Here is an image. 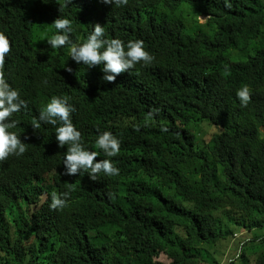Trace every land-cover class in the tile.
<instances>
[{
  "label": "trees",
  "instance_id": "trees-1",
  "mask_svg": "<svg viewBox=\"0 0 264 264\" xmlns=\"http://www.w3.org/2000/svg\"><path fill=\"white\" fill-rule=\"evenodd\" d=\"M227 4L0 0L12 49L5 79L27 104L9 130L27 151L0 161V264H220L217 248L242 232L229 264H264V0ZM59 16L71 20L73 42L99 23L104 38L125 48L142 40L154 59L107 83L103 64H77L70 45L47 43ZM244 86L246 107L236 95ZM53 96L70 98L82 145L119 175L64 174L59 121L32 127ZM204 124L216 130L208 142ZM104 131L120 141L117 156L96 146ZM70 188L67 206L51 209L52 193Z\"/></svg>",
  "mask_w": 264,
  "mask_h": 264
},
{
  "label": "clouds",
  "instance_id": "clouds-1",
  "mask_svg": "<svg viewBox=\"0 0 264 264\" xmlns=\"http://www.w3.org/2000/svg\"><path fill=\"white\" fill-rule=\"evenodd\" d=\"M105 4H115L117 6L127 5L128 0H103ZM226 6L230 7V4ZM56 32L47 39V43L53 48H61L70 45L69 57L77 64H83L89 68L103 64V81L114 84L116 77L133 68L137 63L143 62L145 65L152 63L154 57L145 50L142 40H129L126 48L119 38H104V27L96 23L93 30L83 43H76L70 39L72 32V22L64 17H57L52 22ZM11 44L8 37L0 32V161L6 160L10 155L19 156L27 151V145L22 142L20 137L10 129L17 126L18 121L10 118L14 113L26 108V102L21 99L18 90L10 86L5 79L4 65L5 57L11 52ZM65 70L71 72L72 69L65 66ZM242 107H246L250 102V90L244 86L236 93ZM69 97L53 96L46 104L45 108L39 113L38 121L32 124L33 129L40 128V121L57 125L55 137L58 146L67 145V150L63 158L65 175H77L82 169L90 170L88 175L93 181L97 179V174L103 172L106 176L119 175V168L115 167L110 159L97 160L99 155L96 151H89L81 143V133L77 130L71 120V114L76 109L71 105ZM149 113L144 122V126L149 125V120L154 112ZM139 130L140 125L134 126ZM166 126H161V131H167ZM96 146L103 151L106 157L117 156L120 152V141L109 131L99 134ZM72 189H68L60 194L53 192L51 195V209H63L67 206ZM237 236V235H236Z\"/></svg>",
  "mask_w": 264,
  "mask_h": 264
},
{
  "label": "rangeland",
  "instance_id": "rangeland-1",
  "mask_svg": "<svg viewBox=\"0 0 264 264\" xmlns=\"http://www.w3.org/2000/svg\"><path fill=\"white\" fill-rule=\"evenodd\" d=\"M206 18L202 17L200 18V23H205ZM252 54V52H251ZM237 56V54L233 55L232 52H229V58L234 59ZM246 54H240L239 57H244ZM199 131V138L205 140L208 142L211 137L216 133V130L208 127L206 124L201 125L200 128L198 129ZM256 226L259 227V224H256ZM247 235L246 232H242L241 234H238L237 236H234L235 238L231 241L226 242L224 245H221L220 247L217 248L218 251V260L220 261V264H229L231 260L236 257L240 251V242L239 239L245 237ZM229 251L227 252V250ZM162 261L165 263H168L167 259L165 257H162Z\"/></svg>",
  "mask_w": 264,
  "mask_h": 264
}]
</instances>
